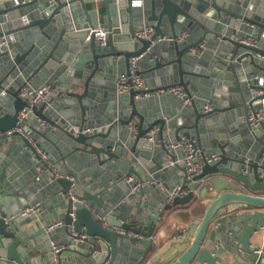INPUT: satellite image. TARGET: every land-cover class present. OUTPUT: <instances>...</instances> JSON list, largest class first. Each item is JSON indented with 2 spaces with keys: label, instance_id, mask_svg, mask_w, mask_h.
Returning a JSON list of instances; mask_svg holds the SVG:
<instances>
[{
  "label": "water",
  "instance_id": "95a60500",
  "mask_svg": "<svg viewBox=\"0 0 264 264\" xmlns=\"http://www.w3.org/2000/svg\"><path fill=\"white\" fill-rule=\"evenodd\" d=\"M134 1L0 0V140L20 135L35 153L31 141L18 128L25 133L32 130L39 136L37 144L41 145L45 140L53 142L48 133L57 127L74 145L71 151L74 157L83 151L94 155L100 164H106L120 158L122 153V161L128 163L127 174L145 179L149 178L145 169L141 167V174L137 160L129 154L137 153L142 147H152V141L147 139L152 130L157 128L155 137H162L170 129L171 140L181 139L184 133L194 136L199 147L212 146L220 152V158L205 163L192 178L178 165L183 173L182 188L188 187L190 191L175 196L162 205L161 211L150 207L125 214L123 207L114 208L113 202H106L104 190H96L86 180L88 172L67 163L65 154L56 155L54 159L65 176H52V180L63 194L61 218L68 250L78 254L76 258L83 256L88 264H121L116 254L119 242L124 239L127 244L143 246L138 264H231L229 256H222L223 243L218 237L222 235L232 242L237 240L235 249L241 250L242 255L238 264H263L264 251L253 245L252 238L264 226V125L253 127L249 115L264 108V61L260 59L264 58V0H144V8L135 6ZM142 20L154 26L151 38L136 35ZM97 28L106 32L104 42L96 36ZM181 30L197 33L196 39L179 41ZM164 35H171L173 40L158 41ZM247 37H252L253 42H245ZM203 40L218 41L223 52L220 68L215 70L221 86L211 98L214 108L205 111L193 100L178 115L146 114L145 110L154 101L145 99L146 94L176 85L190 92L187 77L204 76L190 69L191 61L196 59L191 49L199 47ZM166 42L169 48L164 53L165 61L157 60L152 69L163 68V74L173 82L167 81L156 89L132 88L121 98L117 110L114 108L94 123L93 132H83L94 118L87 112V97L102 64L122 56L130 73L131 59L151 56ZM169 51H174L175 56L168 57ZM3 60L10 61L4 75ZM48 67L53 68L52 78L61 89L43 102L30 105L19 95L20 89L25 84L38 87L37 76L49 79ZM20 74L25 79H16ZM255 74L259 77L255 78ZM12 80H18L20 86L6 88L5 84ZM78 87H82L81 91ZM54 101L56 104L50 106ZM25 107L31 108V114L37 117L34 122L30 117L20 119L19 113ZM240 107L258 146L237 155L235 147L226 141L224 123L220 122L221 134L216 136L212 118L218 114L223 119L225 114ZM117 115L121 117L116 118ZM43 122L48 124L45 131L39 129ZM69 125L78 126L79 132L67 130ZM119 125L123 131L117 140ZM205 131L207 135L201 137ZM171 140L163 141L162 145L172 159V150L165 144ZM139 161L143 162V157ZM11 166L8 159H0V264H56L52 260L41 261L33 254L41 247L35 237L45 238L49 243L53 231H45L51 227L48 224L25 227L27 217L32 214L24 210L32 202L26 191L19 194L23 188L9 190L17 176L9 173ZM147 191L144 187L139 195ZM203 199H207L205 203ZM202 203L204 210L194 220L197 230L192 240L187 232L163 245L157 243L153 234L166 211ZM230 206H234L231 211ZM82 249L90 252L83 253ZM89 257L95 262L89 263ZM59 262L62 264L61 254Z\"/></svg>",
  "mask_w": 264,
  "mask_h": 264
},
{
  "label": "crops",
  "instance_id": "0c3cea01",
  "mask_svg": "<svg viewBox=\"0 0 264 264\" xmlns=\"http://www.w3.org/2000/svg\"><path fill=\"white\" fill-rule=\"evenodd\" d=\"M134 5L140 6L141 8L145 7L144 0H135ZM89 7L91 8V6ZM142 21L143 23L146 22V20ZM182 33L186 34L185 40L192 41L193 39H196L197 33L195 32L191 34L189 31L181 30L179 34ZM157 43L158 42H156L155 45ZM202 44L204 46H201ZM7 45L9 46L8 42ZM201 45L191 49V53L195 55L196 59L193 62L191 61L192 67L190 69H193L194 71L196 70L204 75L198 76L196 79H193L191 75L187 77L188 90L190 91L189 93L192 96V100L186 103L176 95L167 92L165 93L162 90H159V93L151 92L145 95V99L154 100L150 104V107L145 110L146 114L149 115L153 113L157 117H163L166 113L170 115H178L183 111L185 106L191 105L193 100L200 108H203V110H205L206 105H211L212 108H214L215 104L211 102V98L221 86L215 70L216 68H220L218 63H221L220 57L223 52L222 49L219 50L218 41L216 40L211 43L208 40H203ZM163 46L164 47L158 48L153 55L137 59V69L138 71H142L141 76L144 78V88L156 89L159 85H165L167 81L173 82L172 80H168L169 76L166 78V75L163 74V68L152 69V64L154 62L157 60L164 62L166 59L164 53L166 52V49L168 50L169 45L166 42ZM167 56L174 57V51H169ZM260 59H263L264 61V58ZM1 62H3L1 72L4 75L10 67V61L3 60ZM223 63H225V61H223ZM46 69L48 70L50 80H42L37 76V83H39L38 86L47 83L57 84L56 80L52 78L54 75L53 68L48 67ZM126 73L127 66L122 60V56H119L110 62L105 61L102 64L99 76H97L95 82H92L90 93L87 97V106L89 108L87 109V112H89L90 116H94L88 124L90 127H93L95 122L97 123V121H100L106 113L114 108L117 110L121 98H124V95L127 93H119L116 85L120 77ZM20 77L25 79L22 74L17 76L16 79H20ZM254 77L258 78L259 76L255 74ZM20 84L21 83L18 82V80H12L5 85L6 88L12 89L14 86H20ZM81 89L82 87L77 88V90L80 91ZM54 104H56V101L49 105L53 106ZM29 117L33 122L37 119L33 114H30ZM120 117L121 116L117 115L116 118ZM212 120V122H215L213 126L215 127L216 136L221 134V129L219 130L220 122L222 121L224 123L225 127H223V129L225 134H227L226 141L232 145L233 148L235 147L234 152L237 155L245 150H250L251 147L255 145L258 146L256 144L258 141L253 137L251 129L244 118L243 108L240 107L229 114H225L223 119H221L218 114L214 115ZM47 127L48 124L43 122L39 129L41 130L42 128L43 131H45ZM71 127H73V125L66 126V129L69 130ZM116 130L118 131V140L123 131L122 126L119 125ZM169 131L170 129L165 130L162 137H155L156 135L154 134L153 139L151 140L153 143L152 147H142L137 153L129 154V157L137 160L139 164L137 169L141 174L142 167L145 169L149 178H154L158 182L157 186L145 187L148 191L143 195H139V191H134L133 182L130 183L126 181L125 178L128 175V163L122 161V153H120V158H114L106 164H100L94 155L85 154L83 151H79V156L74 157L71 152L74 149V145H71L67 141L64 132L57 127H53L48 133L54 143L45 140V143L41 144V146L45 147L53 158H55L56 155L59 157L62 154H65L66 157H68L67 163L73 164V167L79 171L81 170L89 173L86 180L92 182V185L96 190H104L103 192L108 198L106 202H113L115 205L114 208L123 207V212L127 215H131L140 210H147L150 207H156L157 211H161L162 205H166L169 201H172L169 199L171 191L177 186L182 187L183 185L182 170L178 166L168 165L171 158L168 157L163 149V141L167 142L171 140V137L168 134ZM207 132L205 131L201 137L206 136ZM21 133L25 135L32 144L33 142L37 143L39 141V136H36L32 130L25 133L22 129ZM151 133H153V130ZM182 138L197 141L194 136L185 133L182 134ZM166 142L165 144L167 145ZM226 149L228 150L229 148L227 147ZM203 150L208 152L215 151L212 146H206V144L203 146ZM172 153L174 158L180 159L184 155V149L179 148L176 151H172ZM37 154L39 155L37 150L34 153V151L25 144L20 135L0 140V159H8L12 164L9 173H17L15 179L16 182L13 183V187L9 188V190L16 189L17 187L23 188V190L19 192L20 195L26 191V193L30 195L28 199L30 203H40L39 210L27 217L28 224L25 225V227L28 225L32 226L35 223H38V225L42 227H45L44 224H48L51 225V227L48 229L45 228V231L47 233L53 231L51 235V239H53L52 242L47 243L45 238H41L40 236L35 237L36 243L41 247L34 251L33 254L38 255L41 261H53L52 245L62 244L64 245V249L61 253L62 264H88L83 256L76 258L78 254L71 252L67 248V236L61 218V212L63 211L62 206L64 204L63 194L58 189V186L54 184L50 169L44 165L43 158L37 157ZM139 157H143L144 161H139ZM69 160H71V162ZM183 189L188 193L190 191L188 187ZM198 190L199 189L196 190L197 195L199 194ZM206 200L207 199H203L202 202L205 203ZM8 202L10 205L13 204L12 201ZM203 203L197 207L180 205L172 207L170 210L166 211L163 217H160L159 224H157L156 231L153 234L157 243L163 245L174 238H180L187 232H189V240H192L197 230V225L194 224V220L202 214L204 210ZM233 207L234 206L229 207L230 211ZM34 230L35 228H33V231ZM255 236L256 237L252 238L253 245L257 247L259 251H264V226ZM218 237L223 243L222 256L224 258L229 256V262L231 264H238V260L242 258V255H240L241 250L238 252L235 249V243L237 240L232 242V240H229L228 238L224 239L222 235H218ZM142 249L143 246L140 243L128 242L127 244L126 240L121 239L118 244L116 255L121 264H138L139 261H141ZM82 252L88 253L90 250L82 249ZM247 259L250 260L249 257ZM88 262L93 263L95 261L92 257H89ZM58 263L60 264L59 261L56 264ZM141 264H145V262Z\"/></svg>",
  "mask_w": 264,
  "mask_h": 264
},
{
  "label": "built area",
  "instance_id": "2783aa9c",
  "mask_svg": "<svg viewBox=\"0 0 264 264\" xmlns=\"http://www.w3.org/2000/svg\"><path fill=\"white\" fill-rule=\"evenodd\" d=\"M96 36L100 39L104 40L106 39V32L103 31L102 28H97L96 30ZM155 32L154 26L151 23L145 22L143 23L136 31V35L140 37L145 38H151ZM186 34L182 33L179 34L178 40L182 41L185 39ZM158 40H165V41H172L173 37L171 35H164L162 37L157 38ZM245 42L252 43L253 38L247 37ZM7 43V42H6ZM201 46H204L203 44ZM137 59L133 58L130 61V73H126L120 79L117 81V91L119 93H129L132 88L140 89L144 85V78L141 76V74H138L137 69ZM61 89V86L59 84L55 83H47L38 87L32 86L30 84H25L21 87L19 95L28 101L30 105L37 104L43 102L49 95L57 93ZM163 92H167L170 94H174L177 97L183 99L186 103L190 102L192 100V96L190 93L183 87V86H173L169 88L168 90H162ZM159 93V91H157ZM212 108L211 105H206L205 110H210ZM31 108H23L20 113L19 117L20 119H27L29 115L31 114ZM249 121L251 122L253 127H259L261 125H264V108L263 109H257L249 115ZM94 127H87L84 128L83 132H93ZM19 131H21L20 128H18ZM80 128L78 126H73L69 128V131H73L75 133L79 132ZM157 133V128L153 130V133L150 134V136L147 138L148 140L153 139V135ZM33 146L37 150V152L41 155L43 160L47 163L48 167L50 168V172L53 177L58 176H65V173L60 168V165L58 162L51 156L49 151L41 146L40 144H37L36 142H33ZM167 147L171 149L172 151H176L179 148L184 149V155L182 158H172L169 160L168 165L172 166H178L182 165L184 168L185 175L189 178H192L199 174L204 166L205 163H214L220 158V152L219 151H205L203 148L199 147L195 141H191L186 138H181L178 140H171ZM126 181L133 182L134 183V191H139L140 189L148 186H157L158 182L154 178H145V179H136L134 176L127 175ZM188 192L184 190L181 186H177L171 191L169 199L172 200L175 196L178 195H185ZM74 197V196H73ZM75 198V197H74ZM40 208V203H33L30 206H28L24 213H36L37 210ZM102 220L105 223V218L102 217ZM64 249V245L62 244H54L52 245V255H53V261L58 262L60 258V254ZM256 264V263H254Z\"/></svg>",
  "mask_w": 264,
  "mask_h": 264
}]
</instances>
